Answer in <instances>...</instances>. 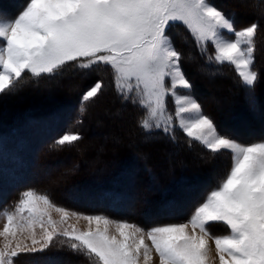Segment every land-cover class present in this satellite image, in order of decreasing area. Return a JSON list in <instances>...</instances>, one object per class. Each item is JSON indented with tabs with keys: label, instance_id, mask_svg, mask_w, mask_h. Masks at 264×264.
<instances>
[{
	"label": "snow or ice",
	"instance_id": "obj_1",
	"mask_svg": "<svg viewBox=\"0 0 264 264\" xmlns=\"http://www.w3.org/2000/svg\"><path fill=\"white\" fill-rule=\"evenodd\" d=\"M176 23L186 28L198 48L211 42L214 56L209 64L233 65L241 85L248 91L254 88L259 23L236 30L233 17L211 0H25L18 14L0 13V94L22 88L26 73L39 78L65 67L87 72L104 66L114 74L117 95L139 109L138 127L146 140L158 132L175 144L179 128L189 138V147L194 140L213 158L223 150L231 154L223 178L193 205L187 222L147 230L102 215H83L96 227L61 232L47 213V207L53 206L49 198L25 191L0 231L5 238L0 264H13L20 252L42 251L57 236L67 238L73 253L89 257L91 264H152L153 249L158 264H212L210 240L219 264H264V138L242 143L221 133L193 97L176 95L178 87L189 91L192 87L182 70L183 54L168 34ZM102 86L98 80L83 94L82 102L96 97ZM169 94L175 96L174 114L166 106ZM80 139L79 133L66 131L54 143L71 146ZM56 211L62 221L69 215L62 207ZM210 222H222L230 231L213 235ZM114 223L115 235L109 233ZM37 225L42 229L40 239L34 231ZM24 232L30 233L32 247L22 241L13 246L17 234Z\"/></svg>",
	"mask_w": 264,
	"mask_h": 264
},
{
	"label": "rangeland",
	"instance_id": "obj_2",
	"mask_svg": "<svg viewBox=\"0 0 264 264\" xmlns=\"http://www.w3.org/2000/svg\"><path fill=\"white\" fill-rule=\"evenodd\" d=\"M11 1L13 0H0V13H6L9 15V11L5 12L4 10H6V8L3 9V7L5 4H7L12 8L14 4L18 2V0H14L13 2ZM211 2L215 6L220 8L214 0H211ZM262 12L264 13V9H262ZM227 14L230 15L229 12ZM251 23L241 27L235 26V29L241 30L243 27L248 26ZM177 24L179 23H176L169 28L168 34L175 42V46L178 51H180L181 48H179V46L182 45L183 49L180 52L183 54V60L186 62L185 57L189 58L194 55V52H192L193 49L191 51V49L188 48L187 44L190 43V38L194 41L195 39L192 36L188 37V35L184 33L186 28L182 24H180V26H182L183 28L177 29L175 27V25ZM225 35L228 38H234L231 36V34L225 33ZM254 43H256V36L254 38ZM210 44L211 42H208L206 46H204L203 48H199L200 51L206 55V60L209 59L210 56H213V53L210 51ZM253 55L255 57V51ZM182 63L183 62L181 60L182 70L186 78L190 81L192 87L190 91L188 89L178 87L176 89V95H190L200 105L202 101V103L205 104L210 111L221 109L223 112V116L221 118L229 121H231L229 118L233 116L232 111L238 108H257V104H253V101L255 102L256 99L252 92L245 94L244 98L246 99V103L242 100L240 101L237 99V92L230 87V83L228 84L225 82H218L213 79H207V76L205 75L207 69L205 66L202 65L196 67V65H190L189 69H187L186 67L185 69L183 66L184 63ZM71 74L72 77H70V79L65 83L59 81V79L54 80V82H42L46 87L49 86L51 88L53 85L52 90H50V88L48 91L44 90V94L42 93V91L37 92L36 89H30L29 87L31 86L25 88L22 87L14 94H0V116L4 115V113L12 115V113L15 114L19 111L24 114L26 112L30 113L34 108H40L42 110L46 108L56 109L54 110L55 112H51L49 114L43 115L42 113V116H26L25 118H23V120L27 121V127H31L34 132H31L30 134L24 133L21 136L27 135L29 137L28 139L36 141L37 144V140L39 138L48 135L49 132L57 127L63 116L67 119L63 125L65 130L61 133L56 134L52 139L53 142L50 146L51 149H49V151L54 154L47 155V158L49 159H47L46 157L43 158L42 163H44V165L40 168V170L37 166H35L33 162H31V159L26 158V156H28L27 150H23L19 152V157H21L23 160L20 164H17V174L16 176H10V179L12 181H8L9 179L6 177L5 173L0 174V183H2L1 181H3V185H5V188L12 187V183L26 180L28 179V177V180H32L34 178L36 179L35 181H33V184L31 186L25 187L20 191V193L17 195L16 200L12 204H9L8 208L4 206V208L0 210V231H3L4 224L7 222V215L15 213L17 202L23 198V193L28 190L33 191L37 195H46L49 198L53 206L47 207V213L55 223L56 228L61 232L65 229L71 231L73 227L78 232L87 231L89 228H95L96 225H89L88 221L83 219V215H102L107 217L111 221L128 222L142 227L145 230L150 229L152 226L163 225H142L134 223L132 221H127L125 219H119L117 217L110 216L107 214L105 209L94 207V205H96L95 202L97 201V199H99L97 192L92 191L91 193H88V196H84L87 193L82 194L79 191L82 188L86 187V181L92 182L95 178L99 180L104 178L105 176L112 179L114 178L111 176H116L117 178L118 176L115 174V172L113 174L114 169L118 168L116 166L121 165V163L130 154H134V156L143 161L146 166H149V164H147L149 162L152 166L156 167L157 171L156 174L154 173L155 175L159 176L165 174L169 179L173 175V165L180 166V168H188V165L191 166L193 163L198 164L196 163L197 158L199 159V161L203 160V162H205L206 158L203 157V152L198 150L197 153L194 151L190 152L189 154H185L184 152H182L181 150L182 148H184L185 144L180 143L179 140L180 134L184 133L179 128H177L178 131L176 130L175 133V135H177L176 139L179 138V140H176L179 144H163L162 146L144 145V139H142V137L137 134V131L133 133L130 126L131 124H133L134 118L130 115L131 109L129 108H132L134 106L131 102H123L122 98L117 95L116 85L113 79L114 74L110 69L104 66L95 67L91 71L87 72L73 69ZM67 75L70 76V74ZM197 77L203 79V81L201 80L200 82H198L196 79ZM89 80V83H83L84 81L87 82ZM98 80L102 81L103 84L101 91L96 97L90 99L89 101L82 102L83 94L92 86H94ZM59 89L61 90L58 91ZM174 100L175 96L171 94H169V96L166 98L167 109L173 114L175 110ZM62 103H66L68 105L65 106ZM69 104H72L74 106L72 111L70 108L71 105ZM133 110H135V112H138L139 114L137 118L138 123V120L141 117V113L136 107H134ZM202 112L204 113L203 109ZM17 117L20 116L18 115ZM55 117H57L58 119H56ZM253 118H255V121L258 122L259 120H261V118H264V115L257 113ZM20 119H18L17 122H21L22 120ZM17 122L15 120H12L10 124L14 125ZM234 122L235 124L231 125L229 123L227 124L228 126H223L220 128V130L218 129V131L221 133L222 130L229 133H235L236 131L233 130L235 126H246L245 123L248 124V121L245 119H242L240 121L234 120ZM257 122H255V124L252 126L247 125V127L244 128L239 127V129H241V134L245 138L247 136L251 138L258 132H263L264 126L261 127ZM22 125H25V123H23ZM66 131L79 133L82 139L74 142L71 146L68 144H65L64 146L55 144L54 142ZM192 142H196L195 144L197 145L199 143L198 141L194 140ZM241 142L249 143L244 141ZM185 143H188V141L185 140ZM37 144L30 148V150H32L33 148H39L42 144V146H44V143H39L38 145ZM18 150H20L19 147ZM22 154L24 155V157L22 156ZM14 159H17V157L15 156ZM47 161L50 163L48 164ZM223 164L224 162L222 163V161L218 160L210 163L209 165H211V167L206 168L205 165L206 170H208V172L210 171L208 174V178L213 179L219 172L220 168L223 167ZM29 166L31 167V171H28ZM135 170L137 171V169ZM129 174L131 176V173L128 171L124 170L122 172L121 178L123 183L128 182L127 180ZM38 179L43 180L37 186L36 184L38 183ZM140 180L141 178L138 179V181ZM142 180L141 181L143 186H141V188L143 187V189L158 185V178L155 176L151 177L149 181V184H151L150 186L148 183H146L145 179L142 178ZM2 189L3 187H0V199L2 196H4V192L1 191ZM73 189H76L75 192H73ZM70 193L71 195H69ZM88 197L89 200H86ZM83 201L84 203H82ZM134 206L135 201L132 207L134 208ZM41 207L46 206L41 202ZM56 207H62L68 210L69 215L63 221L61 220V213L56 211ZM73 212L81 215H72ZM139 214L140 213H137L136 216L139 217ZM23 215L27 217L28 213L25 212L23 213ZM190 215H188L186 219L168 223L187 222V220L190 218ZM146 216H148V214H146L145 217ZM149 217L150 216H148V218ZM45 220H47V216L45 217ZM100 227H103V225H101ZM208 228L213 235L217 236L227 234L230 231L222 222H210ZM49 230H51V228H49ZM34 231L36 234V238L40 239L42 236L41 227L37 225ZM109 233L113 235L116 234L115 223L109 226ZM29 236V232L18 233L16 240L13 241V246H15V243L17 241H22L24 244H27L28 247H32L31 239L28 238ZM9 239H11V237H9ZM145 242L149 245L151 243L150 241H147L146 238ZM4 243L5 238L3 236H0V250L3 249ZM209 245L212 246V252L215 254V245L211 240L209 241ZM35 247L39 248V245H36ZM53 251L57 254H60L56 255L55 258L45 260L46 262L43 264H91V260L89 257H86L82 254H74L69 247L67 238L63 236H57L52 244H50L49 247L43 249L42 251L18 253V255L13 258V264H42L40 262L36 263L35 260H32L30 258L34 257L33 254L39 252ZM152 255L154 258L152 264H158V256H156L154 249L152 251Z\"/></svg>",
	"mask_w": 264,
	"mask_h": 264
},
{
	"label": "trees",
	"instance_id": "obj_3",
	"mask_svg": "<svg viewBox=\"0 0 264 264\" xmlns=\"http://www.w3.org/2000/svg\"><path fill=\"white\" fill-rule=\"evenodd\" d=\"M4 1V0H3ZM14 1V0H13ZM11 1V2H13ZM215 3L219 5V7L224 12H229L230 16L234 19V25L236 27H241L246 24H249L253 21H256L259 23V29L256 33V43H255V61L253 64L254 70L258 73V80L255 83L254 88L251 91H248L245 87L241 85V79L238 76L235 68L233 65H230L229 63L225 62L223 65L216 64L214 61L213 63L209 64L208 59L206 60L205 54L200 51V49L197 47L196 42L194 40H191L190 43L187 44L188 48L193 49L192 52H194V55L191 56V58H186V62L182 59V63L184 68L187 69L190 68V65H196V67L199 66H205L206 72L205 76L207 79H213L218 82H225L230 83V87L237 92V99L242 100L245 102V94L252 92L256 99L257 108H238L234 111H232V115L229 120L222 119V110L221 109H215L213 111H210L205 104L201 101V106L207 115L211 117V119L214 121L217 129L220 130L221 127L226 126L227 124H235L234 120H242L245 119L248 121V124L241 125V126H235L233 128L235 133H229L222 130V133H227L230 136L239 139L244 142H253L260 138H264V131L258 132L257 134L253 135L251 138L248 136L245 138L241 134V129L239 127H247V125H254L255 118L254 115L257 113H260L261 115H264V13L262 12V9H264V0H214ZM25 3V0H18L17 3L14 4V6L11 8L10 5L5 4L3 9L5 12L9 13V16H13L18 14V12L21 10V6ZM245 9V12H241V10ZM262 8V9H261ZM2 9V10H3ZM177 29L183 28L180 26V24L175 25ZM184 33L188 35V37H191L190 33L185 30ZM181 47V48H180ZM210 51L213 53L214 56V47L210 44ZM180 51H182L183 47L182 45L179 46ZM187 64V65H186ZM185 68V69H186ZM72 71L73 68L71 67H65L64 70L56 75L49 76L47 74H43L39 78H32L30 73H26L25 76L27 78V82L23 86L29 87L30 89L43 91L49 90V86H44L42 82L45 81H52L59 79V81L65 83L72 77ZM67 74H70L68 76ZM201 77V76H200ZM202 78V77H201ZM197 77V81L200 82L201 79ZM83 82V83H89ZM197 82V83H198ZM82 83V84H83ZM200 84V83H199ZM44 86V87H43ZM52 87L50 90H52ZM21 89V88H20ZM32 90V91H33ZM59 89L58 91H60ZM64 91V90H63ZM45 92V91H44ZM6 94V93H5ZM4 94V95H5ZM37 94V93H36ZM44 94V93H43ZM64 94V93H62ZM69 94V93H68ZM76 96V95H75ZM71 99V98H70ZM74 100V99H72ZM128 103V102H127ZM246 103V102H245ZM65 106L68 105L66 103H62ZM60 104V105H62ZM15 105V104H14ZM71 105V111L74 108L72 104ZM130 115L134 118L133 124H131V129L133 133L137 131V134L144 139L143 144L144 145H156V146H162L164 145H176L178 142L176 141L175 144L171 142V140L167 137H164L161 133L154 132L152 137L145 139V133L138 127L137 118L139 116L138 112L136 113L134 107L129 108ZM20 110V108H19ZM55 108H46V109H40V108H34L32 112H26L21 113L20 111L18 113L11 114H5L0 116V136H3V143L0 144V174L6 175V177L10 181V176H16L17 174V168L21 161L23 160L21 157H19V152L23 150H27L28 156H26L27 159H31V162L35 164L40 170L41 167H43L44 163L43 158H47V155L54 154L49 151L50 146L52 145V139L53 137L61 133L65 130L63 127L64 122H66V118L63 116V118L60 120V123H58L57 127L54 128L51 132H49L48 135L42 136V138H39L37 140L39 143H44V146H40L39 148H32L37 143L36 141H32L28 139L29 137L27 135L21 136L24 133L30 134L31 132H34V130L31 129V127H27V121L23 120L26 116L35 117V116H42L44 114H49L51 112H55ZM135 113H134V112ZM134 113V114H133ZM14 114V115H13ZM20 117H17V116ZM58 119L57 117H55ZM18 119L22 120L21 122H17ZM12 120H15L17 123L12 125L10 122ZM62 121V122H61ZM229 121V122H228ZM25 123V125H22ZM238 123V122H237ZM257 123L261 127L264 126V118H261ZM136 124V125H135ZM244 124V123H243ZM228 126V125H227ZM255 128V127H254ZM236 129V130H235ZM178 131V130H177ZM243 131V130H242ZM177 136V135H176ZM244 137V138H243ZM176 140H179L176 139ZM185 140H189L187 137H185L184 134H180V143L185 144L184 148H182V152L185 154H189L190 152H196L202 151L203 157L206 158V161L203 162V160L200 162L199 159H196V163H193L191 166L188 165V168H180V166L173 165V175L168 179L167 175H155L156 174V167L152 166L149 162V166L145 165L143 161L139 160L134 154H130L126 157V159L121 163V165H117L113 174L118 176H111L112 178H107L105 176L102 179H93L92 182L86 181V187L82 188L80 192L87 193L85 196L88 195V193L95 191L98 193L97 201L95 202L96 205L94 207L105 209L107 214L113 217H117L119 219H125L127 221H132L137 224L142 225H156V224H164L168 222H174V221H180L182 219H186L188 215L192 213L193 205L201 202L204 196L207 194L208 190L211 189L216 183L219 182L220 179L223 178V174L228 170V167L231 163V155L228 151H221L220 153L215 155V158H213V154L207 150L204 146L200 145L196 142H191L192 147L188 146V143H185ZM182 141V142H181ZM37 144V145H38ZM179 144V143H178ZM22 146V147H21ZM199 146V147H198ZM18 147L20 150H18ZM200 148V149H199ZM182 154V153H181ZM17 157V159H14V157ZM24 157V155L22 154ZM222 157V158H221ZM49 159V158H47ZM222 161L223 167L220 168L219 172L216 174V176L213 179L208 178L209 172L206 170V168L211 167L209 165L210 163L214 161ZM210 162V163H209ZM49 164L50 162L47 161ZM209 163V164H208ZM206 165V168H205ZM204 166V169H203ZM150 167V168H149ZM137 169V171L135 170ZM202 169V170H201ZM31 171V167L29 166L28 171ZM128 171L131 173V176L129 174L128 182L123 183L122 182V172ZM31 173V172H30ZM155 173V174H154ZM157 177V186H150L149 184L151 177ZM142 178L146 180V183L149 184V188H141L142 181H138V179ZM29 179V177H28ZM23 180L20 182L12 183V187L5 188V185L0 183V187H3L1 190L4 192V196L0 199V210L4 208L9 207V204H12L16 198L17 195L20 193L21 190H23L25 187H29L33 184L32 180ZM97 179V180H96ZM109 179V180H108ZM112 179V180H110ZM127 179V178H126ZM43 180V179H42ZM41 179H38L37 186L41 183ZM12 181V180H11ZM27 185V186H26ZM97 188V190H96ZM76 189H73V192H75ZM86 190V191H85ZM85 191V192H83ZM71 195V193L69 194ZM186 198V199H184ZM135 201L134 208L132 207ZM137 213L139 214V217L136 216ZM148 214L150 216L145 217V215ZM144 221H142V220ZM55 253V254H54ZM60 254V253H58ZM56 252H39L36 254H33V258H30L32 260H35L36 263H45V260H50V258H55L56 255H58ZM39 264V263H38ZM52 264V263H51Z\"/></svg>",
	"mask_w": 264,
	"mask_h": 264
},
{
	"label": "bare ground",
	"instance_id": "obj_4",
	"mask_svg": "<svg viewBox=\"0 0 264 264\" xmlns=\"http://www.w3.org/2000/svg\"><path fill=\"white\" fill-rule=\"evenodd\" d=\"M245 12V9L243 8V10H241V12ZM246 13V12H245ZM46 95V94H45ZM50 96V95H49ZM255 103H256V100H255ZM119 124V123H118ZM125 130V129H124ZM129 132V131H128ZM102 139V138H101ZM103 140V139H102ZM121 144V143H120ZM118 145H119V143H118ZM121 148H122V146H121ZM201 162V161H200ZM199 163V162H198ZM69 175V174H68ZM79 182V181H78ZM86 191V190H85ZM85 191H83V192H85ZM80 192V191H79ZM83 194H85V193H83ZM85 196V195H84ZM88 196V195H87ZM80 200V199H79ZM86 200H89V197L86 199ZM81 202V201H80ZM87 202V201H86ZM85 202V203H86ZM82 203H84V201L82 202ZM191 229H189V231H190ZM198 231V230H197ZM212 248V246H210V249ZM211 257H213L214 259L212 260V263L213 264H219V260H218V258H216L215 257V254L212 252V249H211Z\"/></svg>",
	"mask_w": 264,
	"mask_h": 264
}]
</instances>
